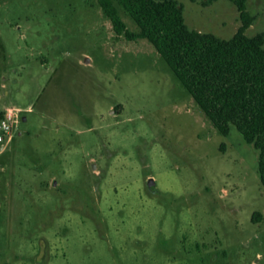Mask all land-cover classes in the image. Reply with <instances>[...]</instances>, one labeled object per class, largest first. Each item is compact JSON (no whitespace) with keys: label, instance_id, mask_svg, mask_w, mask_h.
Wrapping results in <instances>:
<instances>
[{"label":"rangeland","instance_id":"1","mask_svg":"<svg viewBox=\"0 0 264 264\" xmlns=\"http://www.w3.org/2000/svg\"><path fill=\"white\" fill-rule=\"evenodd\" d=\"M177 1L190 28L228 38L240 25L230 0ZM263 1L247 0L248 35L264 32ZM7 111L0 264H264L258 150L219 132L97 0H0Z\"/></svg>","mask_w":264,"mask_h":264},{"label":"trees","instance_id":"2","mask_svg":"<svg viewBox=\"0 0 264 264\" xmlns=\"http://www.w3.org/2000/svg\"><path fill=\"white\" fill-rule=\"evenodd\" d=\"M97 1L117 35L146 38L154 46L219 132L228 135L234 126L258 150L264 187V32L246 34L254 19L247 0H230L240 25L228 38L190 28L177 0ZM117 5L134 20L136 31L126 27Z\"/></svg>","mask_w":264,"mask_h":264},{"label":"built area","instance_id":"3","mask_svg":"<svg viewBox=\"0 0 264 264\" xmlns=\"http://www.w3.org/2000/svg\"><path fill=\"white\" fill-rule=\"evenodd\" d=\"M12 114L10 111H7L5 113V117L0 120V129H1V134H0V140L3 138L2 134H8L10 133L12 129Z\"/></svg>","mask_w":264,"mask_h":264},{"label":"water","instance_id":"4","mask_svg":"<svg viewBox=\"0 0 264 264\" xmlns=\"http://www.w3.org/2000/svg\"><path fill=\"white\" fill-rule=\"evenodd\" d=\"M22 119L24 120V119H25V116H23ZM94 166H95V164L93 163V164H92V167H94ZM147 183H148V186H150V187H153L154 184H155V183H154V179H153L152 177H149V178H148Z\"/></svg>","mask_w":264,"mask_h":264},{"label":"crops","instance_id":"5","mask_svg":"<svg viewBox=\"0 0 264 264\" xmlns=\"http://www.w3.org/2000/svg\"><path fill=\"white\" fill-rule=\"evenodd\" d=\"M23 117V116H22Z\"/></svg>","mask_w":264,"mask_h":264}]
</instances>
